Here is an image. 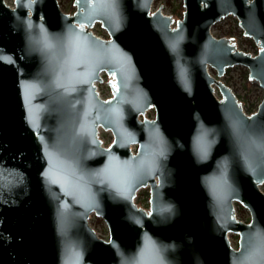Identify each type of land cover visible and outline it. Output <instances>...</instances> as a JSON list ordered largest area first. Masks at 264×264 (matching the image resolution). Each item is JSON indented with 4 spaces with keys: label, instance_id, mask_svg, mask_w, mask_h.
I'll use <instances>...</instances> for the list:
<instances>
[{
    "label": "water",
    "instance_id": "1",
    "mask_svg": "<svg viewBox=\"0 0 264 264\" xmlns=\"http://www.w3.org/2000/svg\"><path fill=\"white\" fill-rule=\"evenodd\" d=\"M154 1L0 0V264H264V0Z\"/></svg>",
    "mask_w": 264,
    "mask_h": 264
},
{
    "label": "rangeland",
    "instance_id": "2",
    "mask_svg": "<svg viewBox=\"0 0 264 264\" xmlns=\"http://www.w3.org/2000/svg\"><path fill=\"white\" fill-rule=\"evenodd\" d=\"M69 11H75L76 6L74 5V0H59ZM182 0H155L154 4L152 6V11H155L158 6L163 3L164 11H171L173 13V8ZM182 17H176L175 20H179ZM215 28L221 30L222 32L226 34H232L236 41L239 43L241 48L243 50H254L255 53H258L259 46L254 42V40L248 36L244 35V32L242 28L239 25V20L234 15H229L227 17H224L222 20L218 21L216 24H214ZM93 31L108 35L107 31L103 28L101 23H96L92 28ZM210 73H216L215 69L210 68ZM245 73H249L248 68L242 66V65H236L233 67H229L226 70V73L223 77L220 79L223 80L227 84V81H230V87L233 89V92L237 96L239 100H241L244 103V109L248 112V109L250 107L255 110L258 105L261 103V101L264 98V90L260 87L259 83L256 81H253L255 84L248 88L245 85ZM111 77L107 74H103V81L98 82V86L101 92L102 97H107L112 95L111 88L109 86V83L111 81ZM215 93L217 97L219 98L221 95L218 87H215ZM136 199L139 201V203L149 209V199H150V188L145 187L138 191ZM236 204V211L237 215L250 220V212L248 209L243 207L239 203ZM90 221L95 226V228L102 233L104 236H109V229L105 223V221L95 214H92L90 217Z\"/></svg>",
    "mask_w": 264,
    "mask_h": 264
},
{
    "label": "trees",
    "instance_id": "3",
    "mask_svg": "<svg viewBox=\"0 0 264 264\" xmlns=\"http://www.w3.org/2000/svg\"><path fill=\"white\" fill-rule=\"evenodd\" d=\"M183 12H184V5H183V1H180L174 8H173V15L176 16V17H182L183 15ZM244 79H245V85L246 87L250 88L252 87L255 83L253 81H251L249 79V73H245V76H244ZM227 85H231L230 84V81H227ZM248 113L249 114H252L254 113V110L252 107H250L248 109Z\"/></svg>",
    "mask_w": 264,
    "mask_h": 264
}]
</instances>
